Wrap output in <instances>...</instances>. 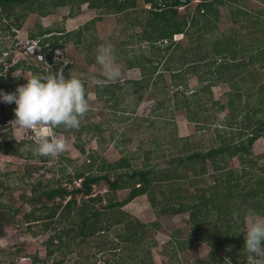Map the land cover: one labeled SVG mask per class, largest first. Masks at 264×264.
<instances>
[{
	"label": "trees",
	"instance_id": "1",
	"mask_svg": "<svg viewBox=\"0 0 264 264\" xmlns=\"http://www.w3.org/2000/svg\"><path fill=\"white\" fill-rule=\"evenodd\" d=\"M139 1L148 4L150 8L141 36L142 41L147 42L150 54H140L128 62L129 67L139 68L142 76L140 80L127 81L129 88H122L127 93H139L140 98L157 84L154 77H161L158 70L162 64L164 70L170 72L172 84L176 88H183L168 99L173 102L172 110H184L190 122L199 123L200 114L208 109L204 107L205 101L212 99L210 87L220 83L227 84L230 91L226 93V103L220 105L219 102H214V106L216 112L227 109L228 113L221 124L224 128H231L233 124L239 126L243 132L241 140L226 141L227 139H219L217 135L220 140L217 146L206 150H179L164 168H158V164L147 165L150 160L149 153H146L142 167L132 165L127 155L107 163L95 153H90L87 165L72 175L79 182L78 188L68 191L61 185L52 187L47 182L43 184L42 181H37L31 185L32 195L29 198L23 197L32 207L23 219L29 225L39 224L37 233L52 231V234L45 243L44 259L40 261L37 257H32V264H47L55 253H59L60 257L55 258L52 264H63L66 258L70 259L74 254L79 255L80 259L74 261L76 264H89V256L82 255L85 249L96 248L98 253L110 252L115 255L119 244L130 246L131 260L118 258V263L106 261L103 264H148L150 248L147 232L150 228L159 227V223L155 221L150 225L144 224L123 209L140 196L148 198L155 213L168 216L187 212L193 231H205L208 235L202 234L198 240L207 243L211 248L209 264H245L236 259L244 251V213L252 208L264 216V164L259 162L264 159V154L254 159L250 153L254 141L259 136H264V82L259 81V75L255 74L257 71L253 69L255 66L264 69V39L256 43L251 38L244 40L239 32L219 35L216 30L221 16L220 8L226 6L227 1L235 4L234 8L229 7L232 23L246 21L251 28L261 25L262 29L264 0H254L262 5V9L257 11L247 9V0H0V21L4 20L8 29L11 26L20 29L29 14L46 16L57 8L68 6L69 16H74L83 4L92 10L106 9L110 13L118 14L125 13ZM193 3L192 13L184 16L178 14L179 8L187 9ZM93 22L94 20L90 21ZM83 29H87L86 26ZM191 30L198 33L200 39L208 36L202 41L204 45L200 42L196 47L203 50L195 51V57L191 61L183 54L172 69L168 66L167 51L171 47L174 50L180 46L172 38L181 34L188 36ZM70 35L64 31L44 29L29 32L28 37L38 42L48 63L53 64L54 50L61 49ZM163 42L170 43L162 48L159 43ZM10 68L16 70L19 65ZM203 68L204 72H201ZM32 69L33 73L38 72L37 69ZM42 73L46 74L43 71ZM190 76L197 77L199 84H208L197 90H190L186 83ZM247 79L252 83L249 91L244 94L242 83L245 84ZM11 80L9 77H0V81L11 82V90L2 82L0 89L13 92L12 87L15 84ZM115 87L107 85L103 89L105 94H110L108 101L112 98L114 100ZM165 88L162 87V90ZM201 92L208 97H201ZM102 95L103 93L98 92V99ZM248 102L255 106L251 107ZM165 103V100L161 101L160 105ZM205 117L209 120L208 116ZM51 129L58 134H65L69 130L63 126ZM246 131L250 132L249 135H244ZM84 132L92 135L99 133L97 127L90 124L77 131V140H80ZM29 144L34 145V142H5L4 151L17 158L48 161L46 156L33 151H22L21 148ZM76 149L85 154L83 144H77ZM233 158L239 160L241 169L228 167ZM209 166L213 174L207 172ZM204 176H208L211 183L206 187L197 186L204 181ZM101 183L107 186V191L112 195L117 191H128V194L124 200L109 199L104 207L96 208L95 204H102L103 199L100 195H95L93 189ZM190 186L194 187L193 193L188 190ZM3 188V191L7 189ZM77 194L80 199L76 197ZM110 231L114 233L111 240ZM172 232L176 240L175 250L186 249L189 241L179 239L178 229ZM227 248L230 260L219 253Z\"/></svg>",
	"mask_w": 264,
	"mask_h": 264
},
{
	"label": "rangeland",
	"instance_id": "2",
	"mask_svg": "<svg viewBox=\"0 0 264 264\" xmlns=\"http://www.w3.org/2000/svg\"><path fill=\"white\" fill-rule=\"evenodd\" d=\"M247 1H249L247 2L248 10L262 9V5L254 0ZM234 5L232 1H227V5L220 8L221 16L216 32L221 35L235 31L241 33L244 40L251 38L255 40L254 42L260 43L258 40L264 39V27L260 29L261 25H258L253 29L246 21L240 24L232 23L229 7L234 8ZM193 7L194 3L187 9L179 8L178 14L184 16L186 13H192ZM149 9L148 4L139 1L125 13L113 14L106 9L92 10L83 4L74 16H69L68 6L57 8L46 16L29 14L20 29L14 26L8 29L6 22L0 21L2 53L0 77L1 79H7V77L12 79V83L16 85L13 91L18 86L26 84V79L33 74L43 77L51 72L56 73L62 70L65 78L76 75L84 82L90 105L88 112L80 119L79 128L69 129L65 134H58L54 129H49L48 138L66 139L67 147L63 153L55 157H47L48 161L42 162L38 158H17L5 154L3 143L9 141L35 143L36 138L33 130L17 129L10 125L15 118V103L7 105L0 102V206H2L0 209V264H32V257H37L40 261L44 259L45 243L52 231L45 234L37 233L39 224L29 225L24 222V215L29 213L32 207L26 200H23V197L29 198L32 195L31 185L37 181H42L43 184L47 182L52 187L61 185L68 191L78 188L79 182H76L72 175L87 165L88 154L95 153L107 163L115 162L123 155H127L132 165L142 167L144 157L146 153H149L150 160L147 165L158 164V168H164L179 150L185 148L206 150L217 146L220 143L219 139H227L226 141L232 139L233 142L241 140L240 136L243 132L239 126L233 124L231 128H224L221 124L228 113L227 109L219 112L215 110L214 102L223 105L227 101L226 93L230 91L227 84L220 83L210 87L212 99L205 101L206 106L204 107L208 109L200 114L199 123L190 122L184 110H172L173 102H169L168 99L183 88H176L172 84L170 72L165 71L162 64L159 65L158 70L161 77H154L157 84L149 88L140 98L139 93H127L122 88L123 86L125 89L129 88L127 81H137L142 76L140 69L129 67L128 62L140 54H150L147 42L141 39ZM92 20L94 22L90 23ZM83 26L87 29H83ZM44 29L71 34L68 42L63 44L61 49L54 51V63L51 65L44 59L36 42L28 37L29 32ZM193 32L194 30H191L188 36L181 34L172 38V41L180 43L178 48L173 50L171 47L167 51L168 66L172 69L183 54L191 61L195 57V51L203 50L196 49V47L200 42L204 45L202 41L208 36L200 39L198 33ZM106 43H111L114 48L116 63L121 70L118 80H107L101 66L96 61L97 47ZM169 43H159V46L165 48ZM14 65H19V68L11 70L10 67ZM32 68L37 69L38 72L33 73ZM253 69L257 71L255 74L259 75V81L264 82V69L258 66ZM201 72H204V68ZM246 81L245 84L242 83L244 94L249 91L252 83L249 79ZM1 82L11 90V82ZM186 83L190 90H197L208 84V82L199 84L197 77L194 76H190ZM107 85L116 86L114 100L112 98L108 101L110 94L103 92ZM162 87L166 88L162 90ZM98 92L103 93L101 99L97 97ZM200 96L208 97L204 92H201ZM164 100L166 103L161 106L160 102ZM252 102H248L251 107L255 106ZM205 116H208L209 120H206ZM90 124L95 125L99 133L92 135L84 132L80 140H77V131ZM249 133L246 131L244 135H249ZM77 144L84 145L85 154H81L76 149ZM21 149L25 150L24 147ZM250 153L254 159L264 154V136H259L254 141L250 147ZM259 162L261 165L264 164V159ZM228 167L242 168L237 158L231 159ZM207 172L213 174L210 166L207 167ZM20 178L23 179L19 180ZM202 179L204 181L199 182L197 186L206 187L211 183L208 176ZM3 187L7 189L3 191ZM188 190L193 193L194 187L190 186ZM93 192L103 199L102 204H95L96 208L104 207L109 199L124 200L128 194V191H117L112 195L107 191L104 183L94 187ZM76 197L80 199V195L77 194ZM123 209L144 224L150 225L155 221L159 223V227L150 228L147 232L146 238L150 248L148 264H209L208 255L211 248L207 243L198 240L202 234L208 235L205 234L204 229L201 233L193 231L187 212L168 216L155 213L146 196L135 198ZM245 224L244 220V231ZM177 229L180 231L179 239L189 241L184 250H175L174 241L176 240L173 238L172 231ZM113 236V231H110L109 240ZM228 251V248L222 249L219 253L230 260ZM82 255L83 257L89 256L87 262L93 264H103L106 261L118 263L116 262L118 258L125 261L131 260L129 258L132 256V250L128 245L119 244L115 249V255L110 252L98 253L96 248L85 249ZM58 257H60L59 253H55L47 264H52V261ZM78 257L79 255L76 254L71 255L70 259L66 258L63 264H76L74 261ZM236 259L239 263L253 264L251 257L245 251L239 253ZM79 260L78 258L77 261Z\"/></svg>",
	"mask_w": 264,
	"mask_h": 264
},
{
	"label": "clouds",
	"instance_id": "3",
	"mask_svg": "<svg viewBox=\"0 0 264 264\" xmlns=\"http://www.w3.org/2000/svg\"><path fill=\"white\" fill-rule=\"evenodd\" d=\"M96 61L101 66L107 80H118L121 70L116 63L111 43L101 44L96 50ZM27 83L18 86L14 92L0 89V102L15 103L14 128L33 130L34 145H25L27 151L55 157L63 153L67 141L63 138L49 139V129L63 126L77 129L81 117L88 112L90 105L84 82L76 75L65 78L62 70L47 76L33 74ZM96 83L100 81L94 80ZM244 251L253 264H264V216L255 209L245 211Z\"/></svg>",
	"mask_w": 264,
	"mask_h": 264
},
{
	"label": "flooded vegetation",
	"instance_id": "4",
	"mask_svg": "<svg viewBox=\"0 0 264 264\" xmlns=\"http://www.w3.org/2000/svg\"><path fill=\"white\" fill-rule=\"evenodd\" d=\"M34 41V40H33ZM36 42V44L38 45V47H39V50H40V52H41V54L44 56V59L46 60V57H45V54L42 52V48L39 46V44H38V42L37 41H35ZM55 50H57V49H55ZM54 50V51H55ZM53 57H54V55H53ZM53 57H52V60H53ZM46 62L48 63V61L46 60ZM51 65V64H50ZM16 86V85H15ZM15 86H13L12 87V89L15 87ZM13 91V90H12ZM14 92V91H13ZM6 104V103H5ZM7 105H10V104H7ZM10 142V141H9ZM2 147H3V149H4V143L2 144ZM5 152V151H4ZM6 154V153H5Z\"/></svg>",
	"mask_w": 264,
	"mask_h": 264
}]
</instances>
